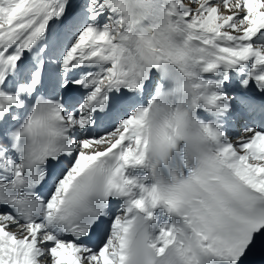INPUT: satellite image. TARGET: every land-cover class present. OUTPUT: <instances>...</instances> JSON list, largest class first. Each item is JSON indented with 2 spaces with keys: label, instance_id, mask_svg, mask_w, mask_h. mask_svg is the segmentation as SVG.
<instances>
[{
  "label": "snow or ice",
  "instance_id": "obj_1",
  "mask_svg": "<svg viewBox=\"0 0 264 264\" xmlns=\"http://www.w3.org/2000/svg\"><path fill=\"white\" fill-rule=\"evenodd\" d=\"M264 264V0H0V264Z\"/></svg>",
  "mask_w": 264,
  "mask_h": 264
}]
</instances>
